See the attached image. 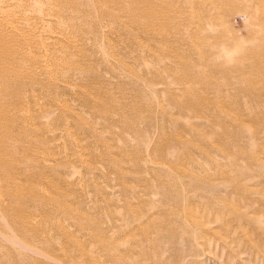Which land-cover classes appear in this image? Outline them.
I'll return each instance as SVG.
<instances>
[{
    "label": "rangeland",
    "instance_id": "374dc122",
    "mask_svg": "<svg viewBox=\"0 0 264 264\" xmlns=\"http://www.w3.org/2000/svg\"><path fill=\"white\" fill-rule=\"evenodd\" d=\"M115 6L110 0H0V25L8 22L11 28L17 27L11 42H18L16 52L17 57H23V68L39 71L49 67L51 74L46 73L49 68H43L38 77L52 80L61 101L73 109L67 113L58 108L64 117L44 136L38 128L33 130V137L43 138L34 152L42 182L35 184L48 192L45 195L74 209L76 217L86 215L104 231L98 241L92 240L93 225L81 223L78 230L74 225L66 226L60 212L45 216L44 210H38L34 216L42 220L40 230L55 241L56 252L49 253L51 263L264 264V117L253 116L256 108L241 114L225 108V116L211 111L203 116L192 110L179 112L169 103L168 90L162 84L143 74L133 76L131 70H142L129 56L132 47L119 40L118 23L103 11L123 19L126 9ZM251 17L249 12L237 10L224 25L243 36L249 27H256ZM124 25L133 29L130 23ZM99 60L107 66H101ZM93 64L113 89L103 82L84 83L86 75L93 76L86 74ZM147 64L157 67L154 62ZM65 71L69 80L56 77ZM135 78L146 91L142 103L155 105L153 112L133 108L141 104L132 88ZM104 85L119 104L123 103V110L106 108L102 101L106 97L89 89H104ZM222 87L231 100L234 91L243 89L237 83ZM83 89L87 91L85 98L76 101L71 97ZM29 92L35 96L39 87ZM238 97L234 100L237 103L245 101L242 92ZM45 101L39 97L30 111H46L48 116L41 120L48 123L59 111L46 108ZM161 106L166 113L160 112ZM221 124L226 136H219ZM9 221L0 207V264H14L4 251L17 249L10 238L40 253L35 256L29 250L17 251L20 254L45 258L44 244L25 240L10 228ZM57 222L73 231L78 254L72 253L53 230ZM80 250L87 252L88 258L80 255Z\"/></svg>",
    "mask_w": 264,
    "mask_h": 264
},
{
    "label": "bare ground",
    "instance_id": "6f19581e",
    "mask_svg": "<svg viewBox=\"0 0 264 264\" xmlns=\"http://www.w3.org/2000/svg\"><path fill=\"white\" fill-rule=\"evenodd\" d=\"M110 1L122 11L126 9L123 19L108 10L103 11L113 23H118L116 27H119V40L132 47L129 56L134 63L140 65L142 70V73L131 70L134 72L133 76L143 74V76L162 84L166 92L168 90V101L175 109L179 112L192 110L203 116V113L210 111L216 115H223L225 108L240 114L243 111L249 112L256 108L254 109L256 114L252 115L256 118L264 117L262 115L264 114V0H128V4L123 2L124 0ZM237 10L249 12L252 16V24L256 26L255 28L249 27L243 36L237 35L236 32L235 34L224 25V20ZM120 14L122 15V12ZM126 22L130 23L133 29L127 30L124 25ZM9 24L3 22L0 25V207L9 218L11 229L13 228L25 240L42 242L47 253L43 252L42 256L45 258L42 260L34 259L33 256L27 254H20L17 251L29 250L35 256L40 253L38 249L37 251L32 249L21 240L8 239L9 237L6 238L16 245L17 249L7 248L4 251H6V255L12 256L14 264H53L49 253L53 255L56 252L52 245V242L55 243V241L48 232L44 234L40 230L39 225L42 220H38L34 216L38 210H44L45 216L60 212L67 223L66 226L74 225L79 228L78 230L84 224L93 225V234L90 236L92 240L98 241L104 231L101 232L92 224L88 216L78 215L76 217L74 209L66 208L62 200H55L49 194L45 195L46 191L43 192L42 186L39 187L38 184H35L42 182V175L38 170L40 168H38L34 152L36 144H41L43 138H41L42 136L33 137V130L38 128L41 135L44 136L63 119L64 114L59 109L67 113H73V109L70 108L67 101H61L60 92L54 87L52 80H42L38 77L39 74H42L41 71L47 70L49 67L45 69L43 66L44 70L41 68L39 71L29 67L28 69L23 68L20 63L23 57H17L19 51L16 52L18 42L16 39L13 41V45L11 42L17 27L13 25L15 28H11ZM23 36L25 37V35L21 37ZM24 40L26 39L24 38ZM18 41L20 40L18 39ZM25 43L30 45L31 42L26 41ZM23 46L25 47L24 44ZM100 62L101 66H107L102 60ZM147 62H154L157 67L150 68L151 64L149 65ZM120 64L124 63L120 62ZM126 68L128 67L126 66ZM46 73L51 74L52 70L50 69ZM86 74L93 76L86 75L84 83L103 82L113 89V85L95 71L94 64L89 65ZM56 77L69 80L70 75L65 71L58 73ZM81 78H83V74ZM138 78L143 77L138 76ZM134 81L132 88L136 94L138 93L141 104H136L133 108L139 112L140 110L153 112L155 105L142 103L146 91L140 86L138 79L135 78ZM230 83H237L243 87V89L233 92V101L229 95L227 98L222 87V84ZM105 85V90L101 86H90L89 89L92 88L96 94L106 97L102 100L107 105L106 108L123 110V106H121L123 103L119 104V101ZM34 87H39V92L35 96L29 92ZM211 92L213 96L209 95ZM240 92L246 98L244 102L237 103L234 100H238ZM86 93L87 91L84 90L81 94H74L71 97L77 101L78 98H85ZM39 97L46 98L48 106L46 108H59V114L53 116V119L48 123H43L41 120L42 116L47 115L46 111L40 113L30 111L31 106L36 104ZM122 97L120 90V100ZM67 98L69 97L67 96ZM155 98L158 97L155 96ZM74 99L72 101L76 102ZM156 100L158 101V99ZM82 102L80 103L85 105ZM88 103L90 104V100ZM159 108L161 113L167 112L162 106ZM248 115L250 117V114ZM57 116L60 118H56ZM235 119L238 120V118ZM221 128L219 136L225 131L224 126ZM135 211L137 212V210ZM43 217L42 215L41 219ZM66 226L57 222L53 230L66 241L67 248L72 253H77L73 247V231L67 229ZM5 254L3 253L2 256ZM79 254L88 258V254L84 250H80ZM64 255L69 258L66 252Z\"/></svg>",
    "mask_w": 264,
    "mask_h": 264
}]
</instances>
